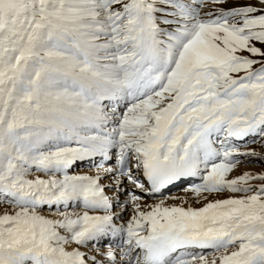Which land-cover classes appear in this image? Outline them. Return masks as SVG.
Segmentation results:
<instances>
[{"label":"snow or ice","instance_id":"snow-or-ice-1","mask_svg":"<svg viewBox=\"0 0 264 264\" xmlns=\"http://www.w3.org/2000/svg\"><path fill=\"white\" fill-rule=\"evenodd\" d=\"M249 137L264 0H0V264H264Z\"/></svg>","mask_w":264,"mask_h":264},{"label":"rangeland","instance_id":"rangeland-1","mask_svg":"<svg viewBox=\"0 0 264 264\" xmlns=\"http://www.w3.org/2000/svg\"><path fill=\"white\" fill-rule=\"evenodd\" d=\"M252 139H253L252 137L248 138V142H247L246 146L248 148H254L258 152H260L262 155H264V148L261 147V143H264V142L258 141L257 143H252L251 142ZM245 170H250L254 173L264 172V160H257L255 158H253L252 162L241 164L239 171H245ZM179 191H180L179 188H176V190H172L170 192L172 194H178ZM164 195L168 196L169 192H165Z\"/></svg>","mask_w":264,"mask_h":264},{"label":"bare ground","instance_id":"bare-ground-1","mask_svg":"<svg viewBox=\"0 0 264 264\" xmlns=\"http://www.w3.org/2000/svg\"><path fill=\"white\" fill-rule=\"evenodd\" d=\"M71 171L74 173L88 172L89 171L88 163L87 162L81 163L78 166L74 167ZM109 194H111V193H109ZM153 199H155V198L147 199V202L152 203ZM169 202L171 203V201H169Z\"/></svg>","mask_w":264,"mask_h":264}]
</instances>
